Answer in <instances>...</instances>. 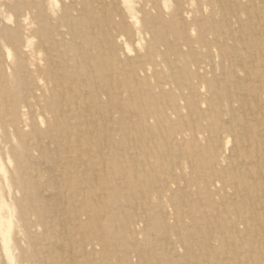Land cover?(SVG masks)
<instances>
[{"label": "bare ground", "instance_id": "6f19581e", "mask_svg": "<svg viewBox=\"0 0 264 264\" xmlns=\"http://www.w3.org/2000/svg\"><path fill=\"white\" fill-rule=\"evenodd\" d=\"M0 264H264V0H0Z\"/></svg>", "mask_w": 264, "mask_h": 264}]
</instances>
